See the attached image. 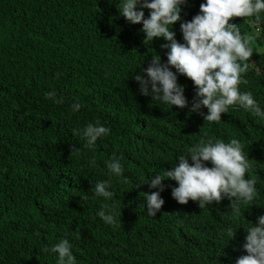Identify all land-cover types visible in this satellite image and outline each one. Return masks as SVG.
I'll use <instances>...</instances> for the list:
<instances>
[{
  "label": "trees",
  "instance_id": "trees-1",
  "mask_svg": "<svg viewBox=\"0 0 264 264\" xmlns=\"http://www.w3.org/2000/svg\"><path fill=\"white\" fill-rule=\"evenodd\" d=\"M120 2L0 0V264H58L51 248L64 238L75 264H215L220 250L240 243L259 207L264 215V119L238 105L219 122L189 112L196 89L179 73L187 107L142 95L134 77L147 79L152 55L166 63L169 49L161 46L170 42L145 40L142 23L127 21ZM203 2L180 5L181 19L171 27L178 42L180 23ZM137 10L148 17V9ZM230 22L256 36L247 83L239 87L264 111V13L259 21ZM97 122L110 133L89 147L81 132ZM205 134L243 145L251 165L245 178L256 179L253 204L241 203V214L227 198L203 209L191 200L182 205L171 195L176 182L164 180V204L147 215L144 193L159 190L147 182L178 165ZM113 157L121 176L109 173ZM97 182L108 183L111 200L95 195ZM106 203L121 209V223L97 215Z\"/></svg>",
  "mask_w": 264,
  "mask_h": 264
},
{
  "label": "clouds",
  "instance_id": "clouds-1",
  "mask_svg": "<svg viewBox=\"0 0 264 264\" xmlns=\"http://www.w3.org/2000/svg\"><path fill=\"white\" fill-rule=\"evenodd\" d=\"M186 0H121L120 14L132 24L142 23L141 31L145 40L163 37L170 43L167 47V62L162 63L158 54L152 55L149 66L144 70L147 79L137 74L134 79L139 83L142 95H152L153 99L183 109L188 106L183 86L177 83V73L190 79L196 89L189 112L203 115L208 122H219L222 113H228L230 106L238 105L252 115L264 119V111L254 100L250 91L242 92L240 85L246 84L243 75L249 70L254 49L250 44L256 36L242 35L240 25L230 21L233 18H254L261 20L264 13V0H204L199 5V13L190 21L180 23L183 43L175 39L171 27L180 21L181 7ZM148 9L145 18L143 10ZM175 69L173 72L170 69ZM55 98L56 93H47ZM61 103V100H56ZM207 109V114L200 112ZM80 103L72 105L73 112L79 111ZM79 131V130H77ZM110 129L89 123L81 134L91 147L98 138L107 136ZM70 151L79 152L73 147ZM189 158L191 164L189 163ZM178 165L165 169L163 174L156 173L147 183L150 188L159 189L150 194L144 193L147 215L154 217L164 204L160 192L164 190L162 181L172 180L176 187L171 189L172 198L179 204L189 200L197 202L200 209L208 204H219L227 198L237 214L240 204H253L256 196V179L245 178L250 160L237 139L225 142L205 134L191 147L186 155H180ZM210 163V167L206 166ZM92 164L95 165L93 159ZM107 168L110 174L121 176L123 167L119 159L113 157ZM96 196L109 201L114 196L108 190L107 182H97L93 187ZM97 215L107 224L121 223V209L114 204H104ZM240 243L220 250L215 264H264V215L259 210L253 222L243 227L239 233ZM232 236V233H231ZM69 240L64 238L56 243L51 251L58 253V264H75Z\"/></svg>",
  "mask_w": 264,
  "mask_h": 264
}]
</instances>
